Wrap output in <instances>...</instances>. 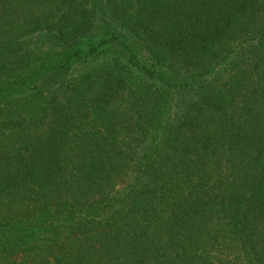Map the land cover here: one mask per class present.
I'll return each instance as SVG.
<instances>
[{
	"label": "trees",
	"instance_id": "trees-1",
	"mask_svg": "<svg viewBox=\"0 0 264 264\" xmlns=\"http://www.w3.org/2000/svg\"><path fill=\"white\" fill-rule=\"evenodd\" d=\"M0 264H264V0H0Z\"/></svg>",
	"mask_w": 264,
	"mask_h": 264
},
{
	"label": "rangeland",
	"instance_id": "rangeland-1",
	"mask_svg": "<svg viewBox=\"0 0 264 264\" xmlns=\"http://www.w3.org/2000/svg\"><path fill=\"white\" fill-rule=\"evenodd\" d=\"M91 7V5H89V2L86 4V11L87 13L89 14V8ZM121 20V21H120ZM118 20V23L120 25H122V19ZM122 28L124 29V24L122 26ZM121 28V29H122ZM130 28V27H129ZM129 28H125L126 31H129V32H126V33H131L132 32L129 30ZM132 31L133 29L130 28ZM123 31V30H122ZM121 31V32H122ZM120 32V34H121ZM93 33H95L94 37L89 39V40H84L80 43V46L81 48H83L85 50V52L93 47V48H96V49H99L98 52V57H96L92 63H89L88 65H91L92 67H100L101 66V61L103 62L106 58H108L109 56H111L112 54L110 53L111 51H118L117 53L119 54V57H116V61L119 60L120 63L123 65V63H127L128 62V59H129V53L124 49V47L122 45H120L119 43H117L114 39L111 38V36L107 33V27H106V23L104 21V15H103V12L102 11H99V13L97 14L96 16V19H95V27H94V30H93ZM122 38L124 39H128L129 36H127V34L124 36L122 35ZM111 39L112 41H110L109 43H104V40L103 39ZM41 40V39H40ZM80 42V41H79ZM78 42V44H79ZM119 44V45H118ZM47 48L49 49H53V47L49 44H44ZM136 45V48L135 49V54H134V61H135V64L138 65V67H134L132 66L131 68L133 69L134 73H135V77H131V80L132 81H141L140 79H142V74H138V71L141 72L140 69H142V67H147L149 65H153L154 61H153V58H151V56H149L148 54V50L145 48V44L144 43H140V42H136L135 43ZM44 46H42L41 48H43ZM45 49V48H43ZM161 59L159 60V65L155 66L157 67V70H161V72L163 73H168V71L166 70V63H165V60L163 58L166 59V56L163 55L162 53L159 54ZM83 62L82 61H79L77 63H75L73 65L72 68H70L69 72H65V73H62V75L58 76L55 80L51 81V83H59V82H62V81H65V79H69L70 76H74L80 72H82L84 69V65L82 64ZM121 65V68L123 67ZM149 68V67H148ZM180 69H176L175 73L174 74H171V76L173 77V79L177 78L178 75H180ZM121 73H124V75L126 76V71H125V68L124 69H121L120 71ZM138 74V76H137ZM29 108H27L28 110Z\"/></svg>",
	"mask_w": 264,
	"mask_h": 264
}]
</instances>
